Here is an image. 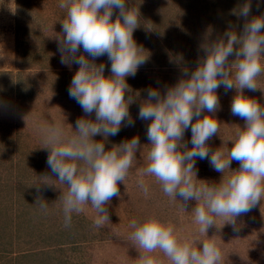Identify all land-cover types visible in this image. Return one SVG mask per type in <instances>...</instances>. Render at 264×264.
<instances>
[{"label":"rangeland","instance_id":"rangeland-1","mask_svg":"<svg viewBox=\"0 0 264 264\" xmlns=\"http://www.w3.org/2000/svg\"><path fill=\"white\" fill-rule=\"evenodd\" d=\"M243 3L244 0H128L127 7L139 11L140 22L133 38L143 47L141 54L150 58L135 77H126L129 87L125 99L135 125L122 127L117 136L108 138L105 147L109 149L137 135L141 149L125 180L118 182L120 195L106 205L109 221L97 227V213L89 203L82 212L72 214L71 224L66 227L63 196L68 186L55 180V176H42L50 169L46 164L49 150L44 148L47 145L40 129L62 124L70 135L76 119L84 115L67 91L78 66L69 69L62 64L58 51L67 9L60 7L61 0H0V96L12 101L11 108L0 115V182L14 188L0 184V264H141L145 253L131 239L130 221L150 217L174 225L180 239L214 240L221 250L219 264H264V200L236 217L234 223L227 221L228 217H216L215 225L201 233L192 210L196 201H190L184 209L183 202L164 193L162 184L151 175L143 177L147 193L138 184L151 147L146 136L150 121L137 118L140 105L147 99L144 89L158 87L163 95L165 86L190 77L206 59L205 48L225 40L226 32L242 34L244 20L237 13ZM260 15H264V4L258 6L253 0L251 16ZM239 47L234 45L236 50ZM238 59L232 55L226 64L233 79L232 66ZM95 62L108 65L105 75H110L107 56ZM256 83V91L244 89L243 94L264 105V72ZM237 91L235 87L225 90L221 86L216 90L218 111L201 113V117L213 116L219 122L218 133L207 143L211 150L223 151L225 157L232 147L230 140H235L245 126V121L230 111ZM91 118H95L94 114ZM185 139L190 141V129ZM197 167V179L219 183L232 174L230 170L239 168V162L232 161L224 176L213 170L207 160H197ZM42 182L50 185H39ZM38 197L47 203L46 209L41 208ZM148 255L159 264H171L159 249Z\"/></svg>","mask_w":264,"mask_h":264},{"label":"clouds","instance_id":"clouds-1","mask_svg":"<svg viewBox=\"0 0 264 264\" xmlns=\"http://www.w3.org/2000/svg\"><path fill=\"white\" fill-rule=\"evenodd\" d=\"M256 3L259 6L264 0ZM127 4L128 0H61L60 7L67 9V18L62 24L64 35L58 51L62 64L69 69L78 66L67 91L84 115L76 119L70 135L62 124L40 131L47 145L44 148L49 150L46 164L50 169L42 176H55V180L68 186L63 196L66 227L71 224L72 214L82 212L89 203L97 213V227L109 221L106 205L120 195L118 182L125 180L141 149L137 135L109 149L105 147L108 138L117 136L122 127L135 125L125 99L129 87L126 77H135L150 58L141 54L143 47L133 38L140 22L138 8H129ZM252 5L253 0H244L238 10L237 15L244 20L242 34L226 32V42L220 40L205 48L206 59L190 77L165 86L163 95L158 87L145 88L147 99L137 113L141 121H150L146 136L151 145L139 186L147 193L143 177L151 175L162 184L164 193L183 202L184 209L190 201H196L192 210L201 233L215 225L216 217H228L227 221L234 223L236 217L264 200V105L243 94L244 89L257 90V77L264 72V15L251 16ZM114 15L116 19L112 18ZM237 44L238 50L234 48ZM232 55L239 57L232 66L234 79L226 71ZM102 56L110 61V75H105L108 65L95 62ZM184 75L188 76L187 69ZM221 86L238 90L230 111L245 121L235 140H230L232 147L227 157L223 151L211 150L207 143L218 133L219 122L213 116L201 117L204 110L216 113L220 108L216 90ZM11 106L12 101L0 96V115ZM189 129L190 141L185 139ZM97 135L102 139H94ZM197 160H207L223 176L232 161L239 162V168L230 170L232 174L219 183H209L197 179ZM40 206L46 209L47 203L41 200ZM130 227L131 239L145 253L141 264H159L148 255L157 249L171 264H219L221 260V250L214 240L180 239L174 225L155 217L133 219Z\"/></svg>","mask_w":264,"mask_h":264},{"label":"trees","instance_id":"trees-1","mask_svg":"<svg viewBox=\"0 0 264 264\" xmlns=\"http://www.w3.org/2000/svg\"><path fill=\"white\" fill-rule=\"evenodd\" d=\"M0 184H1V182H0ZM3 187H5V188H9V189H11V190H13L14 188L12 187V186H10L9 184H8V182H5V183H3V184H1ZM2 188V187H1Z\"/></svg>","mask_w":264,"mask_h":264}]
</instances>
